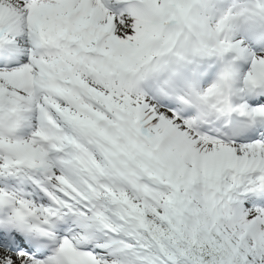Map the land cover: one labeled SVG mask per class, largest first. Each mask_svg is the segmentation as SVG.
<instances>
[{"label": "snow or ice", "instance_id": "obj_1", "mask_svg": "<svg viewBox=\"0 0 264 264\" xmlns=\"http://www.w3.org/2000/svg\"><path fill=\"white\" fill-rule=\"evenodd\" d=\"M0 264H264V0H0Z\"/></svg>", "mask_w": 264, "mask_h": 264}]
</instances>
